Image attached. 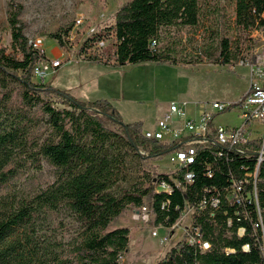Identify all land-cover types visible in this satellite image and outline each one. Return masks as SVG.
Here are the masks:
<instances>
[{"label": "trees", "instance_id": "trees-1", "mask_svg": "<svg viewBox=\"0 0 264 264\" xmlns=\"http://www.w3.org/2000/svg\"><path fill=\"white\" fill-rule=\"evenodd\" d=\"M231 2L236 26L264 30V0ZM22 10V4L9 0L12 40L10 46L0 40V189L27 162L40 167L47 159L57 175L32 196L10 200L0 195V264H121L131 249L130 229L108 226L128 205L147 207L149 223L165 228L192 209L183 239L157 264H264V158L257 171L262 140L253 141L250 154L217 145L201 148L180 170H142L139 180L118 190L128 148L145 159L139 147L151 145V154L158 155L170 146L146 139L143 122L123 121L109 99L83 101L69 89L35 81L34 67L46 55L24 34ZM226 15L224 0L210 5L205 0H128L113 24L83 41L78 55L110 67L206 61L231 66L241 53L239 43L226 35ZM206 18L213 20L204 26ZM201 26L207 39L196 54H184L187 47L173 38V29ZM72 32L70 24L48 37L67 50ZM37 105L50 127L46 135L36 132L41 124ZM188 172L191 182L185 179ZM162 183L170 190L159 189ZM62 208L79 223L72 258L53 233L44 232L50 229L43 223L48 212Z\"/></svg>", "mask_w": 264, "mask_h": 264}, {"label": "rangeland", "instance_id": "rangeland-1", "mask_svg": "<svg viewBox=\"0 0 264 264\" xmlns=\"http://www.w3.org/2000/svg\"><path fill=\"white\" fill-rule=\"evenodd\" d=\"M128 0H14L22 4L20 18L26 23L24 34L37 42L43 49L46 60L67 56L68 63L48 77V82L57 88L69 89L83 101L100 98L109 99L126 123L142 121L143 128L155 126L156 121L173 102H188L191 110L196 102L212 103L215 100L235 103L252 87L251 68L264 64V30L239 28L234 24L235 10L231 0H224L226 6V35L232 42L239 43L241 57L231 66L215 65L209 62L186 66L145 62L121 67H110L86 62L78 55L83 41L90 35L113 24L117 10ZM213 4L215 0H205ZM8 2L0 0V40L10 46L12 32L8 23ZM208 6V5H207ZM209 14H207L208 16ZM210 16V15H209ZM211 18L205 19L207 26ZM73 24V40L70 48L63 49L58 42L48 37L50 33ZM195 28L173 29L172 36L187 50L196 54L199 45L207 39V33ZM107 43H101L105 46ZM183 54V56H184ZM40 121L36 132L46 135L50 132L41 105L34 108ZM217 125L240 126L243 123L238 107H231L215 117ZM117 130L119 125L111 123ZM259 128V127H258ZM260 133L264 127L259 128ZM121 163L116 188L121 190L139 180L142 170L165 172L168 158H141L135 150L127 149ZM57 168L47 159L40 167L31 162L18 169L16 175L0 189V195L18 200L37 193L53 182ZM192 210H186L182 219L171 228L157 227L149 223L140 208L128 205L115 217L108 230L127 227L131 232V249L122 258L123 264H157L166 253L184 237L190 226ZM39 222L41 220H38ZM44 226L62 242L64 253L69 258L74 254V243L79 223L66 208L49 211ZM45 226V227H46ZM67 264H76L75 262Z\"/></svg>", "mask_w": 264, "mask_h": 264}, {"label": "built area", "instance_id": "built-area-1", "mask_svg": "<svg viewBox=\"0 0 264 264\" xmlns=\"http://www.w3.org/2000/svg\"><path fill=\"white\" fill-rule=\"evenodd\" d=\"M73 37L72 33L71 41ZM31 42L35 48L43 51L37 42L32 40ZM67 61L68 63L71 62L67 60V56L39 61L33 70L34 80L40 83H47L48 77ZM251 72L254 78L252 87L235 103L220 100H215L212 103L196 102L191 110H189L188 102L186 101L169 104L153 128H143L142 130V135L146 139L170 146L169 151L158 155L151 154L150 145L148 147H139L138 152L142 156L155 159L163 160L167 157L169 168L165 172L170 173L176 172L192 163L201 148H210L217 145L250 154L253 148V141L261 139L262 148L258 159V171L259 165L264 158V132L260 133L259 131L260 127H264V64L253 65ZM231 107H238L243 123L240 126L217 125L215 123L216 115ZM127 136L131 137L128 131ZM185 179L191 182L193 173L188 172L185 175ZM158 188L170 190V186L165 183L160 184ZM236 189L239 190L240 187ZM217 202L218 200H215L213 204L215 205ZM140 211L146 216L147 220H150L152 215L150 209L142 207ZM203 246L206 249L209 244L205 242Z\"/></svg>", "mask_w": 264, "mask_h": 264}]
</instances>
